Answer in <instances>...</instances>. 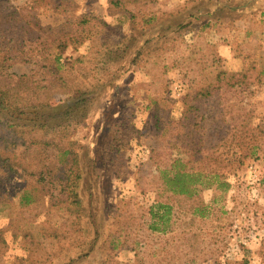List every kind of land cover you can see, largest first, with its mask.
I'll use <instances>...</instances> for the list:
<instances>
[{
  "label": "rangeland",
  "instance_id": "374dc122",
  "mask_svg": "<svg viewBox=\"0 0 264 264\" xmlns=\"http://www.w3.org/2000/svg\"><path fill=\"white\" fill-rule=\"evenodd\" d=\"M116 1L0 0V17L21 11L14 21H2L7 41L31 35L44 41L73 29L78 42L65 55L84 58L75 64L62 59L63 75L84 86L110 79L90 95L91 114L71 130L83 163L78 213L61 183L40 194L31 188L44 186L35 183L38 174L0 175V264H264V0ZM165 12L172 15L155 22L164 32L148 27L152 32L138 36L126 62L98 68L101 55L91 45L101 44L96 32L104 22L111 26L102 31L104 42L112 45L121 34L138 32L130 27L132 14L140 27ZM83 16L90 20L84 27ZM182 24L189 30L179 32ZM147 36L151 49L166 46L161 61L152 56L132 63ZM21 42L19 55L26 51L31 59L15 62L9 72L32 74L40 58L30 41ZM203 87L214 93L192 99ZM67 97L54 93L50 101ZM157 105L165 135L154 128ZM182 123L191 139H178ZM200 144L195 157L191 148ZM154 150L162 164L185 156L222 172L225 183L202 192L205 217L192 215L187 205L172 214L167 231L149 229V207L161 184Z\"/></svg>",
  "mask_w": 264,
  "mask_h": 264
},
{
  "label": "trees",
  "instance_id": "16d2710c",
  "mask_svg": "<svg viewBox=\"0 0 264 264\" xmlns=\"http://www.w3.org/2000/svg\"><path fill=\"white\" fill-rule=\"evenodd\" d=\"M115 3L119 6L120 0ZM13 15L19 16L21 11L14 10L2 15L0 26L4 19L7 20ZM170 15L172 12L161 13L158 17H147L142 20L143 24L139 27L137 15L132 14L129 24L133 30L138 32H129L128 36L121 34L119 40L113 41L112 45L104 42L102 31L111 29V26L104 22L98 28L100 30L96 32V37L101 40V44H96L92 40L91 45V51L101 55L97 62L98 68L106 69L112 64L126 62L129 54H132L130 50L137 45L138 36L151 33L148 27L159 26L160 33L164 32V29L160 28L162 25L155 22L165 21L166 16ZM15 16L12 21L16 19ZM79 22L84 27L85 24L90 23V20L83 16ZM187 27V24H182L179 32L189 30ZM167 29L168 27L165 28ZM75 37L74 30L67 29L63 32L50 33L44 41L39 35L22 38L21 41L31 42V53L40 58L41 65L39 70H34L32 74L17 75L9 72L12 65L19 60L31 59L25 56L26 51L24 56L19 55L23 51L25 42H14L12 38L7 41L5 34L0 32V175L5 176L9 173H19V171L27 175L38 174L35 183L44 182V186L36 185L37 187L31 186V188L32 190L37 188L40 194L43 193L42 190H51L56 183H61L62 191L68 190L70 202L78 213L83 207L78 193L83 177V163L77 143L72 139L71 130L91 114L89 106L94 101V97L90 95H95L101 87L100 84L110 79L106 81L98 79L97 84L90 82L89 85L84 86V84L80 85L68 80L63 75L62 59L74 63L84 58L83 55L78 57L65 55V51L78 42ZM149 42L150 38L147 36L136 47L132 63L149 60L152 56L157 59V63L161 61L160 56L166 46L158 44L151 49L152 47L148 46ZM91 51L89 48L88 52ZM217 78L220 79V76L217 75ZM211 90L215 89L198 88L191 98L198 101L200 100L198 95L208 97L210 93H214ZM54 93L67 94L68 97L65 101L54 104L50 101ZM162 112L164 113L157 105L154 128L157 132L161 131L160 135H165L166 122ZM201 119L204 121L207 118L202 117ZM182 124L177 132L178 139H191L194 135L192 136L191 130L185 123ZM206 133L207 130L204 131V134ZM180 147H183V153H187L186 145L181 144ZM191 149L195 151L196 157L202 150V144ZM152 157L155 160L161 184L158 187L155 202L149 207V229L167 231L171 227L172 214L176 212L174 216L176 217L177 213L186 211L187 205L190 206L187 210L192 215L205 217L208 205L202 199V192L216 184L223 185L225 182L222 180V172L211 169L201 161H192L185 156L170 157V161L165 164H162L163 155L157 150L153 151ZM27 158L34 161L37 166L32 168L28 165ZM33 199L34 192L27 193L23 197L25 203Z\"/></svg>",
  "mask_w": 264,
  "mask_h": 264
}]
</instances>
